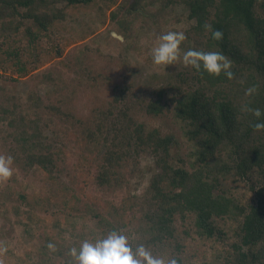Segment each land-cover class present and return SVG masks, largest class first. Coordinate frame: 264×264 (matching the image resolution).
I'll return each instance as SVG.
<instances>
[{
	"label": "trees",
	"instance_id": "obj_1",
	"mask_svg": "<svg viewBox=\"0 0 264 264\" xmlns=\"http://www.w3.org/2000/svg\"><path fill=\"white\" fill-rule=\"evenodd\" d=\"M91 6L101 15L110 9L111 36L112 30L123 35L129 49L149 63L145 37L178 30L186 35L181 48L227 56L233 77L177 61L165 74L150 73V80H162L140 95L132 80L117 81L89 66L72 79V92L82 86L87 97L81 112L60 93V84L48 98L30 93L23 99L5 90L0 95L5 142L23 168L41 169L52 187L44 195L18 191L12 210L53 218L59 222L55 228L60 214L91 216L101 239L118 230L133 249L142 243L154 255L175 256L179 264H264V129L252 127L256 118L244 110H264V0H0V68L27 76L41 62L45 41L51 58L62 57L74 40L56 35L60 22L72 10L87 14ZM206 23L222 38L212 39ZM15 75L9 78L16 81ZM49 77L54 79L44 74ZM66 142L80 150L79 172L83 160L92 170L65 176ZM142 157L153 160L147 189L129 191L115 203L108 194L130 187ZM91 180L103 195L85 192ZM21 202L26 210H19ZM50 225L44 224L34 264H76L69 243L54 242L62 231L47 229Z\"/></svg>",
	"mask_w": 264,
	"mask_h": 264
},
{
	"label": "rangeland",
	"instance_id": "obj_2",
	"mask_svg": "<svg viewBox=\"0 0 264 264\" xmlns=\"http://www.w3.org/2000/svg\"><path fill=\"white\" fill-rule=\"evenodd\" d=\"M92 10L87 11L79 9L72 10L69 17L60 22L61 29L57 36L60 38H67L71 44L67 46L65 52L60 58H51L47 54V47L49 43L45 41V48L42 49L41 62L37 68L30 72L25 77H18L15 74L10 75V70L0 68V95L9 90V94H14L18 97L26 99L30 93H37L44 98H48V94L53 93L58 84L61 85L62 93L67 98L71 99V104L78 112L83 111L82 106L87 99L83 93L84 87H78L79 92L74 94L72 79H77L79 76L76 70H83V68H92L96 73L102 71L111 73L115 80H132L135 91L140 95L149 94L154 81H161L159 77L154 80L149 79L150 73H157L161 75L166 73L167 68L172 65H155L149 63L145 58L141 57L138 50H130L126 45L123 35L112 30L111 36L109 32L110 9L106 10L105 14L97 10V6ZM105 19V22H102ZM183 22L178 23L182 26ZM114 31V32H113ZM81 35H84L81 37ZM56 36V37H57ZM158 34H152L150 37H145L143 40L144 50L151 54V49L158 42ZM120 39V40H119ZM60 42H64L61 40ZM148 49V50H147ZM112 57H115L113 60ZM1 65V64H0ZM50 72L51 78H44V74ZM15 75L16 81H12L9 76ZM57 81H56V79ZM151 81V82H150ZM53 97V95H50ZM158 122H156L157 124ZM55 125L52 127L54 129ZM59 129V127L57 128ZM63 138V136H62ZM6 126L0 123V154L11 155L13 157L12 175L7 179H0V192L5 193L4 197L0 196V262L1 264H26L25 259L29 260L30 264L36 263L37 251L39 246L44 242L42 232L45 231L44 224H47V229L52 231H62L60 237L54 242L69 243L73 248H79L80 240H76L79 235H86V239L95 242L93 236L101 239L98 234L96 221L91 216L88 217H65L60 214L59 227L56 220L53 218L45 219L38 213L32 214V218L24 215H18L11 208L18 202V191L26 193H35L37 195L50 194L51 184L47 177L39 168H23L17 160H15L11 151L10 143L5 142ZM65 141L68 138H65ZM66 156L63 160V169L65 176L70 172L85 173L92 166L83 160L80 164V172L77 168V161L80 159V150H77L74 144L66 142ZM94 167V166H93ZM141 171L130 180V187L123 188L118 192L109 193L115 203H118L122 197L128 194L129 191L137 194H143L147 189L150 176L153 171V160L150 157H142L140 162ZM64 176V177H65ZM66 178V177H65ZM83 184L82 182H80ZM84 185V184H83ZM85 192L89 195H103V190L91 180L84 185ZM54 200L56 196L52 197ZM26 210L27 206L21 202L19 210ZM57 218V217H56ZM33 233L34 238H28V234ZM27 251L33 252V257H28Z\"/></svg>",
	"mask_w": 264,
	"mask_h": 264
},
{
	"label": "clouds",
	"instance_id": "obj_3",
	"mask_svg": "<svg viewBox=\"0 0 264 264\" xmlns=\"http://www.w3.org/2000/svg\"><path fill=\"white\" fill-rule=\"evenodd\" d=\"M205 31H210L212 39L219 40L223 33L213 29L210 24L204 25ZM186 40L183 31L169 30L158 37V42L151 49V59L155 65H172L177 61L182 62L185 67H191L198 72H207L210 75L219 76L223 73L229 79L233 77L232 61L219 51H203L195 48H181ZM255 88L246 90L251 95ZM256 118L252 125L257 130L264 129V110L261 108H248ZM13 157L0 154V179H7L12 175ZM49 249L55 247L51 242L47 245ZM76 264H179L175 256H159L144 244H139L135 249L128 243L127 237L118 230H112L102 239L95 242L84 240L79 248L73 247L69 250Z\"/></svg>",
	"mask_w": 264,
	"mask_h": 264
},
{
	"label": "water",
	"instance_id": "obj_4",
	"mask_svg": "<svg viewBox=\"0 0 264 264\" xmlns=\"http://www.w3.org/2000/svg\"><path fill=\"white\" fill-rule=\"evenodd\" d=\"M114 32V31H113Z\"/></svg>",
	"mask_w": 264,
	"mask_h": 264
}]
</instances>
